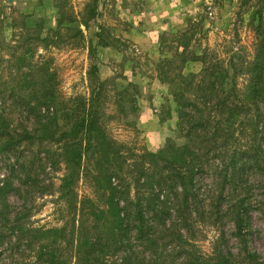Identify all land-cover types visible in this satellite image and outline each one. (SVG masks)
<instances>
[{"label": "rangeland", "instance_id": "1", "mask_svg": "<svg viewBox=\"0 0 264 264\" xmlns=\"http://www.w3.org/2000/svg\"><path fill=\"white\" fill-rule=\"evenodd\" d=\"M256 2L0 0V118L17 133H32L39 122L36 113L25 105L27 100L35 99L29 96L31 87L40 90L44 79L51 78L56 93L53 100L58 98L56 105L60 107L64 98L89 96L99 76L106 87L102 94L108 107L105 126L108 134L123 145L121 150L128 158L127 164L134 163L143 151H162L169 138L181 144L184 142L180 136L181 120L188 121L192 113L187 106L188 115L179 114L175 92L183 88V77L200 74L210 67L223 79L225 89L230 88L235 73L241 75L236 80L238 87L249 83L242 77L252 65L248 63L255 53L256 37L249 19ZM77 27L83 34L77 32ZM93 64L97 66V74H90ZM172 76L177 77L175 82ZM123 86L134 93L135 110L126 95L115 93ZM51 120L56 133L67 123L61 111L54 113ZM229 142L228 147L234 149L238 145V151L252 147L249 137L239 130ZM45 148L36 139L29 149L23 150L24 157L19 152L18 157L15 153L0 152V185L10 175L6 181L10 186L0 192V207L5 209L7 219L21 216V222L32 230L50 229L47 242L54 241V230L62 227L69 232L74 230L77 240L79 201L86 194L93 196L95 188L89 180L80 179L71 195L68 194V200L63 198L60 186L65 167L61 165L57 171L49 165L50 161H44ZM242 155L237 160L238 167L246 159V154ZM17 158H26L24 170L18 168ZM214 160L216 164L212 166L221 169L220 158ZM236 168L230 166L229 171ZM26 172L31 176L28 181ZM200 177L196 174L194 180L200 189L220 179L210 174ZM244 179L252 192L241 193L250 197L244 219L246 236L245 239L235 236L234 219L226 218L222 225L227 241L224 246L234 252L241 248L254 251L264 261V205L260 204L264 199L263 171L247 168ZM1 229L5 232H0V264L30 263L33 246L16 240L17 232L12 233L9 227ZM31 236L30 231L28 237ZM218 236L219 230L209 226L196 244L203 253H212ZM72 255L68 247L65 259L71 261Z\"/></svg>", "mask_w": 264, "mask_h": 264}, {"label": "trees", "instance_id": "2", "mask_svg": "<svg viewBox=\"0 0 264 264\" xmlns=\"http://www.w3.org/2000/svg\"><path fill=\"white\" fill-rule=\"evenodd\" d=\"M251 10L249 24L256 37L255 53L242 77L249 83L238 87L236 80L241 75L235 73L230 88L225 89L223 79L210 67L183 77V88L175 92L179 114L188 115L187 106L192 113L188 121L181 120V144L169 138L162 151H143L134 163L127 164L123 145L108 134L105 126L108 107L102 94L106 87L99 76L98 84L90 86L89 96L64 98L60 107L56 105L58 98L53 100L56 93L51 78L48 82L44 79L40 90L31 87L29 96L35 99L25 105L36 113L39 122L32 133H17L0 118V152L15 156L19 152L24 157L23 150L40 139L46 145L44 161H50L57 171L59 166L65 167L60 186L63 198L68 200L80 179L89 180L95 188L93 196L86 194L79 201L77 240L74 230L62 227L54 230L55 240L47 242L50 229L32 230L21 222V216L7 219L5 209L0 207V229L9 227L12 233L17 232L16 240L33 246V260L20 264H264L254 251L241 248L234 252L225 247L222 230L224 219L233 218V234L245 239L244 219L250 197L241 193L252 194L244 179L247 168L263 171L264 186V0H257ZM84 24L88 26L87 21ZM77 32L83 34L80 27ZM90 70V74H97L95 64ZM174 77L173 82L177 80L176 76L171 79ZM115 93L126 95L135 110L136 97L128 87ZM58 111L65 114L67 123L56 133L51 116ZM238 130L249 137L252 147L241 151L238 145L228 147ZM242 154L246 159L238 167ZM217 156L221 169L212 166ZM17 160L18 168L24 170L26 158ZM230 166L237 168L232 172ZM24 174L27 181L31 179L29 173ZM196 174L220 179L200 189L194 182ZM6 181L1 182L0 192L10 186ZM260 204L264 205V199ZM72 205L77 206L75 200ZM209 226L219 230V236L213 252L203 253L196 242ZM30 231L32 236L28 237ZM68 247L73 252L71 261L65 259Z\"/></svg>", "mask_w": 264, "mask_h": 264}]
</instances>
